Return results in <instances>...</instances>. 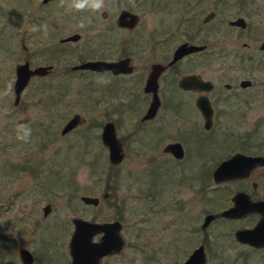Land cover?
I'll return each instance as SVG.
<instances>
[{
  "label": "rangeland",
  "instance_id": "374dc122",
  "mask_svg": "<svg viewBox=\"0 0 264 264\" xmlns=\"http://www.w3.org/2000/svg\"><path fill=\"white\" fill-rule=\"evenodd\" d=\"M41 1L0 0V93L12 85L9 95L0 97V264H22L20 247L31 251L33 264H69L71 219L76 216L89 221L122 218L126 246L103 264H178L204 233L208 234L207 264H264V248H252L234 237L235 229L252 227L256 215L242 220L218 218L198 232L207 212L231 205L233 193L244 185L250 187L249 182L258 183L255 195L264 198L261 169H255L247 183L218 184L211 176L216 164L235 152L264 155V51L259 49L264 40V7L239 12L216 0H106L104 16L103 12L69 13L59 0L45 6ZM123 8L139 15L131 30L115 24ZM210 11L217 18L203 22ZM238 14L247 26L232 30L227 20ZM85 17L90 23L85 20L86 27L80 28ZM33 25H47V36L32 32ZM75 33L80 34L78 40L60 41ZM188 34L194 42L205 41L208 52L180 67L204 68L212 76L223 67L239 78L256 81L250 105L224 108L227 113L219 117L213 132L190 140L194 145L188 143L210 165L206 199L200 183L203 171L196 166L201 165L199 158L191 154L190 163L187 158L176 164L161 151L174 138L166 134L191 126L188 116L166 118L171 124L162 117L141 122L148 105L139 81L143 59H169ZM156 43L157 47L148 48ZM126 55L135 66L126 77L71 69L86 60ZM26 60L30 67H53L45 76L31 77L15 106V65ZM159 82L163 100L189 98L166 79ZM248 96L241 93L242 98ZM75 114L85 122L61 134ZM24 118L32 129L28 143L17 139L16 127ZM109 120L124 146L125 156L118 165L109 163L100 136ZM106 192L108 198H103ZM82 195L97 196L100 204H85ZM47 204L51 210L44 217Z\"/></svg>",
  "mask_w": 264,
  "mask_h": 264
},
{
  "label": "water",
  "instance_id": "95a60500",
  "mask_svg": "<svg viewBox=\"0 0 264 264\" xmlns=\"http://www.w3.org/2000/svg\"><path fill=\"white\" fill-rule=\"evenodd\" d=\"M138 19V14L123 9L118 16V24L120 26L134 27L137 24ZM234 23L244 26L243 19L241 18ZM79 38L80 34L75 33L62 38L60 41H76ZM202 47L203 46L193 44H188L187 46V44L184 43L178 47L173 60L169 64L162 65L160 63H156L152 65V71L149 74L145 90L148 92L151 91L153 98L149 108L143 116V119L153 117L159 106V98L157 95V77L161 71L169 66L177 56H180L185 52L202 49ZM262 47H264V42ZM128 61V58L117 61L86 60L73 65L71 69H89L94 71L111 70L113 73L130 72L132 70V66L128 64ZM52 67L53 65L51 64L30 67L29 61L27 60L23 63H17L15 65L16 77L13 85V104L15 106L18 105L21 93L31 77L45 76L51 72ZM195 78L196 76L194 75L185 76L180 80V85L184 88H188ZM200 99L205 101V103L201 106V109L205 115L207 125L211 117L212 109L207 98L200 97ZM19 122H27V119H20ZM84 122L85 119L81 115H73L63 126L61 134L69 132ZM100 136L103 145L108 150L109 163L111 165L120 164L125 156V152L123 144L116 134V128L112 121L104 123ZM165 150L170 151L176 158H181L183 156V148L179 142H171L167 144L165 146ZM258 167H264V155L235 152L228 158L219 162L212 170L211 176L215 183H221L239 178H247L251 171ZM80 198L85 204L98 203V198L93 196L82 195ZM232 201L233 204L228 208L216 213L206 214L201 225L202 228L207 227L211 221L219 217L237 219L247 214L257 212L261 216L259 220L252 227L237 229L234 232V237L240 243L248 244L256 248L264 247V200L253 201L246 193L239 191L233 195ZM43 210L46 215L51 210V206L47 204ZM72 222L74 224V230L68 243V252L71 257L70 264H100V260L103 256L116 254L121 251L124 241L120 235L121 224L118 220L96 223L81 217H75L72 219ZM96 233H103L99 242H93V236ZM19 256L23 264H32L34 260L33 255L26 248H20ZM205 262L206 258L202 246H198L189 254L182 264H205Z\"/></svg>",
  "mask_w": 264,
  "mask_h": 264
},
{
  "label": "flooded vegetation",
  "instance_id": "af4514ba",
  "mask_svg": "<svg viewBox=\"0 0 264 264\" xmlns=\"http://www.w3.org/2000/svg\"><path fill=\"white\" fill-rule=\"evenodd\" d=\"M52 1L53 0H42L41 5L45 6ZM216 2L218 3V5H219V3H221V4L226 3L227 5L229 3L236 10H239V12L257 10V8L260 6L264 7V0H261L260 5L257 4V0H216ZM226 4H223L222 7L226 8V6H227ZM154 5H156V4H154ZM123 9H121V10H123ZM125 10H127V9H125ZM119 14L116 17L115 24L120 29L131 30L135 26H137V24L139 23V19H138V22L134 27L120 26L118 24ZM216 14L217 13H215L214 11H210V13H207L204 16V18L202 19L203 22H209L212 19L214 20L215 18H217ZM103 15L107 16V13L103 12ZM239 18L243 19L244 26H241V24H235L234 23L235 21H238ZM227 24L230 27V29H232V30L233 29H245L247 26V21L245 20V18L241 14H238L235 17L228 19ZM188 37L189 38H187L186 40L178 43L174 47V49L172 50L170 58L169 59L167 58V60H165L163 62L156 60V59L155 60L143 59L144 62L141 64V67H140L141 74L139 75V81L141 83V87H142V90L144 92V97H145V99H148L146 101V103L148 104L147 108H146V111H147V109L149 108L150 103L152 101L153 94L151 91H149V92L146 91L145 87H146L148 79H149V74L152 71V65L156 64V63H160L162 65L169 64L173 60L175 52L178 49V47L184 43H186L187 46H188V44L203 46L202 49L185 52L183 54L180 53L181 54L180 56H177L175 58V60L169 66H167L165 69H163L161 71V73L157 77V85H158L157 95L159 98V106L156 110L155 115L151 118L143 119V116L146 113V111H145L141 117V122L142 123H147V122L149 123L150 121H154L160 117H162L164 119L162 121H166L165 120L166 118H171L172 120H174V118H176V117H174L175 115L177 116V115L186 114L188 116V118H189L188 122L190 121L189 123L191 126H188L189 125L188 124V125H185L182 128H180L179 131H174L172 134H170L171 132L166 134L167 136H174V138H173V140L164 143L162 145L161 151H162V155L164 157H166V159L168 161H170L171 163H176V164L178 162L185 161V159H187V158L189 159L188 163H190L191 154H193V156L195 158H199V161L197 163H199L201 161V165H196V166H199L200 170L203 171V175H202V178L200 180L201 181L200 183H201L202 196H203V198L206 199L208 197V193H209V175H208V173H209L210 165H209L208 161L206 160L205 155L201 154V152H197L198 148L195 149V148H193V146L190 147L188 143L194 145L193 141L190 142V140H197L198 138H201V136H206V135H209L211 132H213L215 127H217L219 117H221L222 114L227 113V111L224 110V108L242 107V106L250 105L254 101L253 98L256 95V92L254 91V88L256 86V81L254 79H250L248 77H240L239 78L240 75H238L236 73H232V72H227L226 69L223 67L217 69V73L213 74L214 77L212 75H209L205 71L204 68L194 69V68H190V67H188V68L180 67V65L182 63L185 62V64H188L194 57L201 55V54H206L208 52L207 51L208 44L205 41L204 42H194V41H192V40H194L193 35L188 34ZM263 42H264V40H262L260 45H259V49L261 51H264V47H262ZM152 46L157 47V43L156 44H149L148 48L152 50L153 49ZM177 54H178V52H177ZM125 58L129 59L128 64L132 66V70L130 72L113 73L111 70H106V71H94V70H89V69H82V70L91 71L92 73L97 74L99 76L102 74H106V75L116 76V77H118V76L119 77H126L127 74L132 75L131 73H133V71L135 70V66L132 64L131 56H127V55L121 56L119 58L111 59L108 61H117V60H121V59H125ZM91 60H106V59L99 58V59H91ZM228 74H229V76L227 77ZM189 75H194V76H196V78H195V80H193L191 82L192 84L190 85V87L184 88L180 85V80L183 77L189 76ZM217 76H219L220 78H218ZM160 79H166L167 82H169L177 91L182 92L184 94H187L189 96V98L188 99L163 100L161 98V95H160V82H159ZM220 83H222V86H220ZM243 92H248L249 96L242 98L241 93H243ZM146 97H148V98H146ZM200 97L207 98L208 103L212 109L211 117H210V120L208 121L207 125H206L205 115L201 109V106L205 103V101L204 100L202 101L200 99ZM105 122H107V121H105ZM173 122H174V124L176 123V121H173ZM166 124H171V122H169L167 120ZM103 125H102V127H103ZM186 129L188 130V132L186 131ZM184 131H186L187 133L180 135ZM220 135H221V137H224V135H222V134H220ZM201 139H203V138H201ZM204 139H205V137H204ZM223 139H226V138L224 137ZM171 142H179L182 145L183 156L181 158H176L170 151L165 150V146ZM231 155H229V156H231ZM222 160H224V159H222ZM222 160H220L219 162H221ZM190 165H192V163ZM255 169H261L262 172L260 174L264 175V167H258ZM255 169H253L251 171L250 175L247 178H239V179H234V180L240 181L241 183H247V180L252 177L253 171ZM249 183H250V187H247L246 185H244L242 188H239L237 191H235L233 193V195L239 191H242V192L246 193L249 196V198L253 201L262 200V199L264 200V198L258 197L255 195V192L257 191V188H258V183L256 181H252ZM152 193L156 195V194H158V191H153ZM161 193H162V190L159 192V195ZM108 195H109V192H106L102 196H103V198H108ZM233 195L231 196V200H232ZM93 197L98 198V203L97 204H90V205L98 206L100 204V198L97 196H93ZM232 204H233V201H232ZM231 205H229V206H231ZM228 207H226V208H228ZM208 213H212V212H207L206 214H208ZM46 215L44 214V210H43V216L45 217ZM205 215H204V217H205ZM250 215L258 216V220L261 217L259 213L254 212V213L247 214V215H245L241 218H237V219H229V218H224V217H219V218H224V219H228V220H242V219H245L247 216H250ZM76 217H79V216H76ZM204 217H203V221H204ZM73 218H75V217H73ZM72 219H71V221H72ZM121 219L122 218L120 216H118L112 220L100 221V220H97L94 218V220L92 221V222H96V223H102V222H109V221L118 220L121 224L120 235L122 236L123 241H124V245H123L121 251L119 253H116V254L103 256L100 260V264H103V262L107 258H112L114 256L120 255L122 253L123 248H125V246H126V239L123 236L124 223ZM216 219H218V218H216ZM216 219H214L213 221H215ZM203 221H202V223H203ZM213 221H211V222H213ZM202 223L200 224V230L198 232H201V231L203 232L211 224L210 223L207 227L202 228V226H201ZM73 226H74V224H73ZM249 227L250 226H243L240 228H249ZM240 228H237V229H240ZM237 229H235V231ZM73 230H74V228H73ZM73 230H72V232H73ZM102 235H103V233L94 234L93 242H99L101 240ZM70 237H71V235H70ZM207 244H208V234L204 233L202 236V240L198 241L197 244L194 247H192V249L190 251V252H192L198 246H202V249L205 253V258H206L205 264H207V260H208L206 252H205ZM244 245H248V244H244ZM250 247L256 248L253 246H250ZM20 248H24V247H20ZM20 248H19V250H20ZM262 248H264V247H262ZM256 249H261V248H256ZM19 250H18V256H19ZM29 252L31 253V251H29ZM187 256H189V255H187ZM19 259H20V256H19ZM33 259H34V255H33ZM34 260H33L32 264L34 263ZM185 260H186V258L179 261L178 264H182ZM70 261H71V257H70ZM20 262H21V259H20ZM69 264H70V262H69Z\"/></svg>",
  "mask_w": 264,
  "mask_h": 264
},
{
  "label": "clouds",
  "instance_id": "9594fccd",
  "mask_svg": "<svg viewBox=\"0 0 264 264\" xmlns=\"http://www.w3.org/2000/svg\"><path fill=\"white\" fill-rule=\"evenodd\" d=\"M59 6L64 8L67 12H88V13H102L106 8V0H59ZM85 20H88L87 17L81 19L79 23L80 28H85ZM90 23V20H88ZM32 32L43 31V34L47 36L48 27L47 25H33ZM12 90V85L9 84L7 88L0 93V97H6ZM17 139L28 143L31 138L32 129L27 122L18 123L16 127Z\"/></svg>",
  "mask_w": 264,
  "mask_h": 264
}]
</instances>
